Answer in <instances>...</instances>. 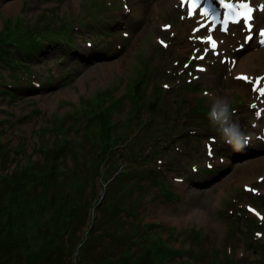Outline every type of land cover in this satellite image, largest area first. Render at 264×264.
Masks as SVG:
<instances>
[{
  "label": "rangeland",
  "instance_id": "rangeland-1",
  "mask_svg": "<svg viewBox=\"0 0 264 264\" xmlns=\"http://www.w3.org/2000/svg\"><path fill=\"white\" fill-rule=\"evenodd\" d=\"M6 1L0 0V48L4 40H46L32 59L24 45L4 53L10 61L0 59V174L31 161L36 167L46 150L52 165L0 179V264H264V120L257 114L264 79L256 84L264 67L237 72L223 59L245 56L261 45L258 35L239 50L241 26L220 31L216 56L199 39L208 33L201 19L194 21L179 0H19L16 11H7ZM203 64L206 70L195 68ZM243 72L248 80L237 78ZM102 91L116 102L113 135L118 153L125 151L119 167L138 182L109 187L91 164L104 159L95 157L100 137L92 132ZM209 94L228 97L232 119L249 135L243 150L211 126ZM211 138L214 157L205 146ZM209 161L216 170L206 169ZM153 166L160 179L148 172ZM120 190L129 209L117 204L115 215L124 221L102 223ZM81 193L101 203L89 208L79 235L58 230L57 209L67 212ZM41 231L63 234L55 240L61 255L39 258L50 242Z\"/></svg>",
  "mask_w": 264,
  "mask_h": 264
},
{
  "label": "trees",
  "instance_id": "trees-1",
  "mask_svg": "<svg viewBox=\"0 0 264 264\" xmlns=\"http://www.w3.org/2000/svg\"><path fill=\"white\" fill-rule=\"evenodd\" d=\"M45 38L39 39L38 36H32L29 40H24V45L22 47L25 48L26 51V55L25 58H34V55H36L37 53H39L41 51V49L44 47L45 44ZM5 41V42H4ZM2 43V48H0V59L1 60H8L10 61L9 58L6 57H10L11 51H12V46H16L15 50L13 51H19V46L21 47L20 43L18 44L15 41H6L4 40ZM60 41V40H58ZM14 49V48H13ZM24 50V49H23ZM24 51V52H25ZM4 53H6V57L4 56ZM23 53V52H22ZM156 88L154 89L153 93L155 92ZM104 94V97L102 98V96H98L96 99H94V106L99 107V111L101 112V115L99 117V124H97L92 132H95L99 135L100 137V148L98 150V154L95 155V157H100V155H103V160H100L99 162H97L95 160V162H91L92 165H94L97 169H96V174H98L99 178L102 179L104 178L106 181H108L109 187L112 184H116L119 181H128L129 179H133V182L135 180H137L136 176H133L131 178H129L127 180V177L129 176V174L131 173V170L129 168H120L119 167V161L120 158H124L125 155V151L123 150L120 154L117 151L116 148V144H118V138H115V136L113 135L114 131H115V124L112 121V107L113 105L116 103L115 101H110V99H106V94H108V91H102ZM159 92V91H157ZM160 95V94H159ZM119 101V100H118ZM106 102H108L106 104ZM146 127V126H145ZM116 139V142H115ZM68 144L71 143V138H68L65 140ZM72 148L78 149V145L71 143ZM95 147H97V145H95ZM121 147V146H120ZM102 149V150H101ZM131 152H127V154H130ZM51 153L48 152L47 150L45 151V154L42 156L43 158V162H37V164L35 165L36 167L33 168V166L31 165V162H27L26 164H20V165H16L15 170L11 173H4V174H0V179L3 178H12L15 174V172H29L32 171V173L34 175H37L38 172H44L46 171L44 168L48 169L50 167V165H52V161L50 158ZM157 155H159L157 153ZM130 159V158H129ZM122 161V160H121ZM132 164V163H131ZM105 165H107V167H105ZM31 169V170H29ZM56 170H58L59 168H56ZM216 170V169H214ZM211 170V171H214ZM133 171V170H132ZM48 172V171H47ZM151 173H155V175L157 177H159L160 179V175L159 173L157 174V171L154 170V166L151 168L150 171ZM150 174V173H148ZM46 176V175H45ZM136 177V178H135ZM155 177V176H154ZM157 179V178H156ZM14 181L16 182V179H14ZM138 182V180H137ZM20 184V183H19ZM118 195V199L116 203L114 205V208L112 206V211L111 214H109L108 212L104 215V220L102 223H108V225L110 226H115L117 224H120L121 222H123V217L122 215L120 216H116L115 214H117L118 209H117V204L123 206V208H127L129 201H128V194L127 191L125 190H120V192L117 194ZM127 195V196H126ZM91 196H89V198L86 197V195L84 193L80 194V197H77V201L73 204V206H70L69 210L66 212L64 211L63 208H58L57 212L55 213L54 218L52 219L53 222H55L57 224V226L59 225V227H57L58 230L65 228V232H70V230L74 231V233H76V235H79L77 233V229L80 228L81 226L87 224V219H89V217L91 216V213L89 211V208H93V205L95 206L100 200H98L97 202H94L93 204H91ZM127 206V207H126ZM41 213L40 208L37 209L34 214H35V220L38 219V215ZM68 213V216H66V214ZM114 213V214H113ZM138 217L137 213L133 216V219H131L132 221L136 220ZM149 227L153 226L152 223H148L146 224ZM119 226V225H117ZM120 227V226H119ZM42 232V231H41ZM43 236L44 234L48 236V239L50 240V242L48 244H44L42 246V250H40V259H44L47 257H50L52 255L55 256H59L61 255L62 251H63V247L60 245V241H55L56 239H61L62 235L61 233H57V234H50V233H46V231H43ZM118 235H121L123 233L121 232H117ZM57 237V238H56ZM91 236L87 235V239H90ZM113 238V237H112ZM85 239V237H84ZM137 241V240H136ZM86 242V240H85ZM12 244V241H11ZM168 251L171 252L172 255L177 254V252L179 250L173 248L172 245H168ZM123 250V248H121ZM120 250V251H122ZM145 249H143L142 251H145ZM123 253H125V251H122ZM141 253L140 252H136L135 254L133 253V257L135 261H138L141 257H140ZM165 256V255H164ZM83 257L81 256V259H79L78 261L80 262V260H82ZM232 258H230L231 260ZM229 260V259H228ZM49 261V260H48ZM238 260L232 261V264H237ZM81 263V262H80ZM120 264V263H119ZM137 264H140V262H138Z\"/></svg>",
  "mask_w": 264,
  "mask_h": 264
},
{
  "label": "clouds",
  "instance_id": "clouds-1",
  "mask_svg": "<svg viewBox=\"0 0 264 264\" xmlns=\"http://www.w3.org/2000/svg\"><path fill=\"white\" fill-rule=\"evenodd\" d=\"M210 95L211 104L207 112L208 120L225 143L235 151L243 150L249 142V135L242 130L238 121H234L233 109L227 96Z\"/></svg>",
  "mask_w": 264,
  "mask_h": 264
},
{
  "label": "bare ground",
  "instance_id": "bare-ground-1",
  "mask_svg": "<svg viewBox=\"0 0 264 264\" xmlns=\"http://www.w3.org/2000/svg\"><path fill=\"white\" fill-rule=\"evenodd\" d=\"M186 1L187 0H179V2H182V3ZM212 1L214 5L220 2V0H212ZM251 2L255 4V7L259 5H264V0H251ZM3 7L7 11H16L19 7V0H9V1L3 2ZM189 10L193 12V9L189 8ZM255 12H256V17L254 19H255L256 25L261 24L264 26L263 12L262 11H255ZM197 18H202V22L206 23L208 14H203L200 12L198 15H196V17H193L195 21ZM206 27L207 29H209L208 34L216 36V30H218V27L210 28L208 27V25ZM251 42L252 40L250 41V43ZM253 60H257L258 62H254ZM231 63L233 65L232 69L238 70L237 72L242 71V70H248L249 73L252 74L256 63H259V65H257L258 67H264V46H257L255 49L249 50L245 56L239 57L238 59L236 58L234 60L231 59ZM244 73L245 72H243L242 74ZM106 74L107 72L105 71L104 75Z\"/></svg>",
  "mask_w": 264,
  "mask_h": 264
},
{
  "label": "snow or ice",
  "instance_id": "snow-or-ice-1",
  "mask_svg": "<svg viewBox=\"0 0 264 264\" xmlns=\"http://www.w3.org/2000/svg\"><path fill=\"white\" fill-rule=\"evenodd\" d=\"M193 2H194V0H193ZM220 3H221V6H223V7H227V8L235 7L236 8V16L231 18V23H241V22H243L244 26L246 28H248L249 31H251L252 28H253V23H252L254 21V16L252 15L253 12H255V11L264 12V5H259V6H256V7H252L251 6V0H234L233 4H226L225 0H220ZM191 14L192 13H191V10H190V15ZM260 35L262 37H264V29H261ZM247 38H251V37H247ZM207 39L211 41V37H208ZM261 43H264V40H262ZM212 46L215 47V42L214 41H212ZM200 59H203V57H200ZM200 70L203 71L204 69H200ZM237 78L238 79H248L247 77H244V76L237 77ZM259 79H264V78H259ZM260 94L264 95V89L260 90ZM252 107H255V105H252ZM257 114L259 115V113H257ZM211 154L212 153H211V150H210L209 155H211Z\"/></svg>",
  "mask_w": 264,
  "mask_h": 264
},
{
  "label": "water",
  "instance_id": "water-1",
  "mask_svg": "<svg viewBox=\"0 0 264 264\" xmlns=\"http://www.w3.org/2000/svg\"><path fill=\"white\" fill-rule=\"evenodd\" d=\"M101 203V200L99 201L98 205Z\"/></svg>",
  "mask_w": 264,
  "mask_h": 264
}]
</instances>
